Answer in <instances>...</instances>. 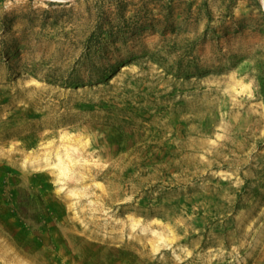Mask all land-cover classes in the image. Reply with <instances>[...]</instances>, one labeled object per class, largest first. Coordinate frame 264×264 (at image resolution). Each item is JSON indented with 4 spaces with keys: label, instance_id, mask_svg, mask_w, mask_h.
<instances>
[{
    "label": "rangeland",
    "instance_id": "obj_1",
    "mask_svg": "<svg viewBox=\"0 0 264 264\" xmlns=\"http://www.w3.org/2000/svg\"><path fill=\"white\" fill-rule=\"evenodd\" d=\"M0 264H264V0H0Z\"/></svg>",
    "mask_w": 264,
    "mask_h": 264
}]
</instances>
